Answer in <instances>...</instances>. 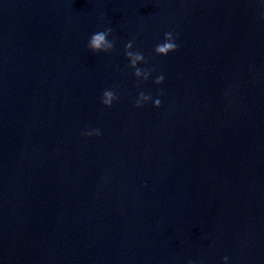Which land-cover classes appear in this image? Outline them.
<instances>
[{
  "label": "water",
  "instance_id": "obj_1",
  "mask_svg": "<svg viewBox=\"0 0 264 264\" xmlns=\"http://www.w3.org/2000/svg\"><path fill=\"white\" fill-rule=\"evenodd\" d=\"M262 12L259 0H0V264H264ZM106 23L116 45L94 53ZM167 30L179 46L157 56ZM132 37L165 76L140 86L159 107L134 105Z\"/></svg>",
  "mask_w": 264,
  "mask_h": 264
},
{
  "label": "clouds",
  "instance_id": "obj_2",
  "mask_svg": "<svg viewBox=\"0 0 264 264\" xmlns=\"http://www.w3.org/2000/svg\"><path fill=\"white\" fill-rule=\"evenodd\" d=\"M264 5V0H259ZM261 19H264V12L261 13ZM103 20V16H101ZM116 37L113 35V28L109 24H104L96 31L92 32L86 43V47L94 53H111L116 45ZM177 34L174 30L164 31L162 38L158 39L152 49V53L157 56H167L169 53L175 52L178 48ZM123 56L126 60L125 67L130 70V75L134 78L137 93L134 99L135 107L139 108L145 104L151 103L153 107L161 105L159 94L154 97L151 92L141 89V85L149 79L156 85L164 82L165 76L163 72H157L154 65L149 64V55L136 45V38L132 37L123 44ZM119 68V65H117ZM155 73V75H154ZM162 89L160 92L162 93ZM100 103L105 107H111L114 102L119 99L118 91L113 87H105L100 94ZM102 131L99 127L85 128L81 135L84 136H100ZM224 264H229L227 255L222 257ZM188 264H192L191 261ZM203 264V262H201Z\"/></svg>",
  "mask_w": 264,
  "mask_h": 264
}]
</instances>
